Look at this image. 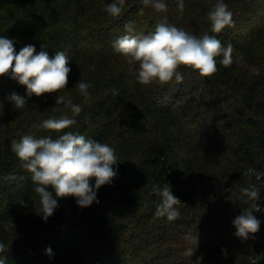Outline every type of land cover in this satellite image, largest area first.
<instances>
[{
	"label": "trees",
	"instance_id": "1",
	"mask_svg": "<svg viewBox=\"0 0 264 264\" xmlns=\"http://www.w3.org/2000/svg\"><path fill=\"white\" fill-rule=\"evenodd\" d=\"M112 2L0 0V36L13 40L17 53L29 44L37 53L43 46L50 57L62 51L71 69L65 89L41 97L28 96L10 76L0 77L4 264H193L199 257L200 264H264V227L243 239L233 224L257 202L242 189L260 194L255 174H264V0H223L234 23L220 33L211 31L207 18L219 0H164V12L125 0L119 17L105 11ZM165 18L198 38L207 34L224 46L231 43L230 66L217 57L211 77L181 67L182 81L139 84V65L113 44L125 35L154 32ZM79 81L91 85L87 100ZM12 93L26 101L23 108ZM58 96L80 105V114L56 104ZM62 115L76 120L64 132L114 148L117 176L97 190L99 203L87 208L74 197L58 198L45 222L32 174L11 145L25 135L57 138L63 133L40 125ZM165 183L181 201L172 221L156 215L161 198L153 189ZM189 235L198 237L196 247ZM192 247V256L185 255Z\"/></svg>",
	"mask_w": 264,
	"mask_h": 264
},
{
	"label": "clouds",
	"instance_id": "2",
	"mask_svg": "<svg viewBox=\"0 0 264 264\" xmlns=\"http://www.w3.org/2000/svg\"><path fill=\"white\" fill-rule=\"evenodd\" d=\"M124 3L125 0H113L106 6L105 11L112 17H119ZM142 4L157 12L167 10L164 0H142ZM183 7L181 2L179 8L182 10ZM207 18L214 33H220L234 23L233 13L223 0L213 6L207 13ZM125 28L131 32L132 22L126 24ZM113 47L116 52L128 58L129 63L139 65L136 79L141 85H148L153 81L167 84L173 79L182 81L183 76L178 71L181 67L190 68L202 77H211L218 70L216 58L222 57L219 63L228 67L232 63L233 53L231 43L224 46L215 36L207 34L198 38L166 23V18L155 26L154 32L143 37L125 35L117 39ZM68 63L64 52L58 51L54 57H50L43 46L39 53L31 44L24 46L17 53L13 40L0 36V77L10 76L20 85L26 86L28 96L41 97L65 89L71 71ZM90 86L83 81L76 85L85 100L89 98ZM111 91L117 94L115 89ZM10 99L15 102L17 108H23L26 103L16 93H12ZM56 104H64L73 116L82 111L80 105L73 104L71 99L65 96H58ZM75 123L76 120L67 115H62L59 119H46L40 127L63 134L55 139L50 136L37 139L25 135L19 142L13 141L11 145L12 151L23 163L24 168L32 174V181L36 185L34 191L40 197V207L37 211L42 214V220L45 222L58 207V198L74 197L79 207L87 208L94 202L99 203L97 190L103 185H110L117 176V172L112 168L118 161L114 148L85 135L63 131ZM92 179H95L94 186L90 184ZM50 188L52 191H49ZM153 191L161 198L156 215L166 216L169 221L175 220L179 216L175 206L181 201L172 194L170 186L167 183L163 187L157 185ZM242 191L250 199H258V190L245 188ZM256 210L259 211V208ZM233 224L237 229L236 235L243 239H247L250 233L258 232L260 227V221L252 212L236 217ZM7 227L9 225H5V228ZM186 239L192 241L195 247L198 245L196 235H189ZM195 247L187 249L185 255L191 257ZM4 251L5 245L0 242V253ZM46 254H52L50 247L46 249ZM201 260L202 257H199L193 264H200ZM0 264H4L2 256Z\"/></svg>",
	"mask_w": 264,
	"mask_h": 264
},
{
	"label": "built area",
	"instance_id": "3",
	"mask_svg": "<svg viewBox=\"0 0 264 264\" xmlns=\"http://www.w3.org/2000/svg\"><path fill=\"white\" fill-rule=\"evenodd\" d=\"M255 179L258 180V181H260V184H261V192H260L259 195H264V174H262V175L259 174V173L255 174ZM257 207L259 208V211L256 210ZM252 212L254 214H257L258 217L261 216V214H262V208H261V206L257 202L253 205ZM260 226H261V224H260Z\"/></svg>",
	"mask_w": 264,
	"mask_h": 264
},
{
	"label": "crops",
	"instance_id": "4",
	"mask_svg": "<svg viewBox=\"0 0 264 264\" xmlns=\"http://www.w3.org/2000/svg\"><path fill=\"white\" fill-rule=\"evenodd\" d=\"M257 203L262 208V214L259 216V221L262 227H264V195H259L257 199Z\"/></svg>",
	"mask_w": 264,
	"mask_h": 264
},
{
	"label": "water",
	"instance_id": "5",
	"mask_svg": "<svg viewBox=\"0 0 264 264\" xmlns=\"http://www.w3.org/2000/svg\"><path fill=\"white\" fill-rule=\"evenodd\" d=\"M253 216H254L256 219L258 218V215H257V214H254Z\"/></svg>",
	"mask_w": 264,
	"mask_h": 264
}]
</instances>
